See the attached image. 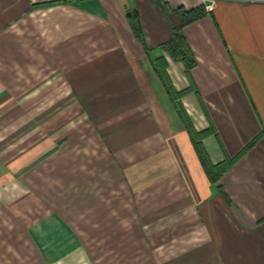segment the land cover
I'll return each mask as SVG.
<instances>
[{
	"label": "crops",
	"instance_id": "1",
	"mask_svg": "<svg viewBox=\"0 0 264 264\" xmlns=\"http://www.w3.org/2000/svg\"><path fill=\"white\" fill-rule=\"evenodd\" d=\"M161 1L191 81L156 0H0V264H264V0ZM161 57L212 164L257 139L215 185Z\"/></svg>",
	"mask_w": 264,
	"mask_h": 264
},
{
	"label": "trees",
	"instance_id": "2",
	"mask_svg": "<svg viewBox=\"0 0 264 264\" xmlns=\"http://www.w3.org/2000/svg\"><path fill=\"white\" fill-rule=\"evenodd\" d=\"M156 2L163 8L165 12H173L177 14L180 17V25L173 30L171 39L161 45V49L167 53L170 57V59H173L174 61H180L184 64L186 71V76L191 81V70L195 69L198 65V61L190 47L188 45V41L185 37V34L183 33L184 29L194 24L198 21H200L202 18L208 16L209 12H207L205 7H200L194 10H184L182 7L176 11L169 10L168 4L162 2L161 0H156ZM137 29V28H136ZM138 30V29H137ZM139 32V30H138ZM152 66L154 69V73L158 76V79L162 82V85L164 86L168 98L171 99L172 104L174 105V110H176L179 119L184 124L186 128V132H188V136H190L192 140V144L194 146L193 149H195V152L200 160V163L203 167L204 174L209 178L210 182L217 183L221 176L224 175L237 161V159H240V157L248 151L252 145H254L257 142V139L253 140L252 143H250L240 154H238L234 158H226L225 161H223L220 164L214 165L211 161H209V156L203 148L202 140L208 137L209 135H213L214 129L209 128L202 132H197L190 116L188 115L187 111L185 110L184 105L181 102L182 97H184L188 92H190L192 89L178 92L173 83L171 82L170 76L167 72L168 70V62L163 57L152 60Z\"/></svg>",
	"mask_w": 264,
	"mask_h": 264
},
{
	"label": "rangeland",
	"instance_id": "3",
	"mask_svg": "<svg viewBox=\"0 0 264 264\" xmlns=\"http://www.w3.org/2000/svg\"><path fill=\"white\" fill-rule=\"evenodd\" d=\"M157 257H160V258H162L163 256H157ZM173 258L175 259V256H172V259H173Z\"/></svg>",
	"mask_w": 264,
	"mask_h": 264
},
{
	"label": "water",
	"instance_id": "4",
	"mask_svg": "<svg viewBox=\"0 0 264 264\" xmlns=\"http://www.w3.org/2000/svg\"><path fill=\"white\" fill-rule=\"evenodd\" d=\"M207 5H210L209 3H207Z\"/></svg>",
	"mask_w": 264,
	"mask_h": 264
}]
</instances>
